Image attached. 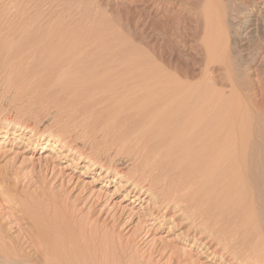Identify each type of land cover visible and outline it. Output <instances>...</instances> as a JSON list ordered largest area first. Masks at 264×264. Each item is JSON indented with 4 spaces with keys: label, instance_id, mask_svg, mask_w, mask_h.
I'll list each match as a JSON object with an SVG mask.
<instances>
[{
    "label": "rangeland",
    "instance_id": "374dc122",
    "mask_svg": "<svg viewBox=\"0 0 264 264\" xmlns=\"http://www.w3.org/2000/svg\"><path fill=\"white\" fill-rule=\"evenodd\" d=\"M255 2L249 18L253 27L247 26L253 34L240 40L233 31L226 38L225 32L218 46L224 45L230 62L224 58L211 64L205 0H0V264L4 257L36 258L41 264H264V246L256 244L261 238L264 244V237L258 238L264 230V223L258 227L264 219V191H257L263 203L234 209L237 214L226 206L235 214L228 208L219 222L208 209L215 202L206 199L208 206L203 200L209 174L205 153L198 161L196 150L183 157L177 150L171 160L150 153L163 140L148 149L150 137H122L147 126L143 120L149 112L140 107L141 118L140 109L133 110L135 100L145 95L136 82L142 73L153 77L157 69L161 75L154 77L165 74L168 79L160 81L171 82L172 90L190 91L193 106L205 102L217 116L221 105L224 118H238L233 122L240 127L252 121L254 137L263 139L264 0ZM243 18L238 20L242 26ZM212 116L207 118L213 123ZM229 119L223 128L237 125ZM155 123L150 124L154 131L160 129ZM235 126L224 131L233 135L225 139L228 157L234 152ZM21 127L31 131L19 133ZM165 132L168 137L170 131ZM166 135L168 140L174 133ZM57 137L67 145L57 143ZM173 154L175 160L192 158L179 167ZM233 160L225 161L226 167ZM109 161L142 186L152 184L150 195L141 189L133 193L134 185L106 171L102 165ZM230 171L225 170L224 183L233 176ZM231 184L228 177L229 195ZM193 192L202 199L198 195L194 201ZM194 203L208 207L197 210ZM246 207L259 213L251 221L260 232L245 217Z\"/></svg>",
    "mask_w": 264,
    "mask_h": 264
},
{
    "label": "bare ground",
    "instance_id": "6f19581e",
    "mask_svg": "<svg viewBox=\"0 0 264 264\" xmlns=\"http://www.w3.org/2000/svg\"><path fill=\"white\" fill-rule=\"evenodd\" d=\"M223 1H225V0H205V6L207 5V7H206V12H205L204 16H205V21H206L207 25L211 29V35H209L210 36L209 41H211L212 43H210L209 41H207V42L212 44V47L215 48V49H213L211 46H210V48H212L213 50L208 48L209 47L208 46L209 43L207 44L208 47H206V48H208L210 50L209 52H210L211 56L209 57L208 60H209V62L211 64L216 63L218 60H220V59L222 60L224 58H226V60H228L227 62H230L229 58H227L228 55L226 56V54H228V53H226V48L224 47V45L221 47L222 49L220 48V46H218V45L222 44V42L220 40H222V38L224 37V33L225 32H226L225 36L227 35L228 31L229 32L230 31L235 32V35H236L237 39H240V40L246 38L252 32L251 30H249V28H247V26H252L251 22L253 20H249V18H252L253 15H254V14H252L253 12H251V11L254 8V4L256 3L255 2L256 0L254 2H253V0H249V1L245 0L246 2L243 1V0H226L227 2H223ZM225 3H227V4L224 5ZM246 11L249 12V16H247V17H246V13H245ZM258 13H260V12H258ZM242 15H244L245 19H246L245 20L243 18L245 20V21L243 20L244 21L243 22V26L241 25L242 23H240L238 21V20H240V17ZM256 16H257V14H256ZM257 17H255V18H257ZM252 27H251V29H252ZM242 28H246L247 31L244 32ZM223 29H225V31H223ZM239 29H241L242 31L240 32ZM251 34H253V33H251ZM255 34H257V33H255ZM228 35H230V34H228ZM227 36H226V38H227ZM230 37H228V39H226V40H230L229 39ZM205 41H206V39H205ZM219 41L221 42V44L219 43ZM226 42H229V41H226ZM226 42H225V44H226ZM241 43H243V41ZM205 44H206V42H205ZM217 46L220 48V50H219V48ZM211 50L213 51V54H211ZM216 51H219V52L216 53ZM123 60H125V59H123ZM123 60H120L121 62L119 60H118V62L115 61V62L118 63V64L116 63L117 66L121 63V68H122V66H124L125 64L128 63V62H126V60L123 62ZM103 61H104V59H103ZM122 62L125 63V64H123ZM113 64H115V63H113ZM230 65H231L230 63L226 64L228 69H229ZM119 68L120 67H116L117 70ZM119 70L122 71L123 69H119ZM230 71L231 70H229V72ZM152 72H153V70H152ZM152 72H150V75H151ZM155 72L160 74L157 69L155 70ZM155 72L152 74L153 77L149 76L148 75L149 73L147 74V72L146 73H142L145 77L142 76V74H141L142 77L140 78L139 81L143 82L145 85L143 83L141 85L140 84L141 82L139 83V81H138V83L136 82V87L138 86L137 88H142V89H138V90H140L141 92H144L143 95L144 94L145 95H144L143 98L142 97L140 98L143 101H141L138 98L137 101L135 100V102H137L136 103L137 105L135 103L133 104V106H134L133 110H135V107L137 106L136 109H140V107H142V108H144V110H147L149 112V116L148 115L147 116L144 115L146 118H145V120L142 119L143 122L148 120L149 123L146 122L147 123L146 127L141 126V127H143L141 130H135L134 129L135 130L134 131L132 129L133 130V134H131L130 132H128L126 134L123 133L124 134V135L122 134L123 139L133 138V137H136V136H138V137L139 136L140 137H142V136L150 137V140L148 139V142H147L148 145L146 144L147 147L150 146V147H148V149H150L152 143L158 142L160 144L159 141L167 140V139H165V135L167 134V132H165V131L168 130V131H170L169 134L174 133V135H170V137L173 136V138L172 139L169 138L170 140L168 139L167 141H165L166 143L169 141L167 144L163 143V141H162L163 145L161 144L160 147L156 146V145H158V143H156V144L154 143L156 148H153V150L151 149L150 153H152L154 155H157V156L159 154H161L162 157L169 156L170 158L169 157L168 158L172 160L171 153H176V151L179 150L180 153L178 151L177 152V153H179L178 155L181 156L182 154L187 153L190 156V154H191L190 151L192 149V151L196 150L198 152V155L196 154L197 153L196 151L194 152L197 155V158H198L197 160L198 161H200V159L198 157L199 153L200 154L201 153L202 154L205 153L206 159L208 161L205 160V162L207 161V163L205 165H203V166H205V169H206L205 171L209 172V174L208 175L205 174L206 175V176H204L205 179L203 177L202 178L204 180H206L207 184L203 183V181H202L201 182V183H203L202 187L200 186L201 185L200 183H199L200 185H198V186L200 187L199 189H201V188H203V185L205 186V184H206V186L203 188V190L205 189V191H206L205 192L206 198H205V196H203L205 198V199L203 198V200H205V202H206V199H208L207 200L208 203H211V202H213V203L215 202V203L213 204V206H209L207 204V202L205 203L203 200L201 202H204L205 204H207L209 206L208 207L204 203H202V205L204 204V206H206L204 208H207V207H208V209L211 208L210 213L211 212H215V214H217L218 220H219V218H222L221 217V213L223 214L222 211H224V210L227 211L229 207L230 208L232 207L233 210L234 209L237 210V209H239V207H242V206H245V205H248V204H252L253 205L256 202L257 203H259V202L263 203L262 199L264 198V196L261 195V193H260V197L258 199L259 195L257 194V191L258 192H260V190L264 191V143H262V141H264L263 140L264 139L263 134L261 133V136L263 137V139L259 138L260 137L259 136L258 138H259L260 142H258L259 141L258 138L256 139L257 136L254 137L255 133H254L253 130H255V128L254 129L252 128V127H254V126H252L253 125V123H251L252 121H250V122L244 121L245 125H242L240 127L238 125L239 124L238 121H237L238 124L236 122H233V121H236L238 118L236 120H233V121L231 120V122H230V119L227 116L228 119H229L230 124L231 123L232 124H234V123L237 124L236 126L235 125H231V126H235V128H236L235 131H233L231 129L232 130L231 133L233 132L235 134V136H236V141H234L235 139L232 138V139H234L233 140L234 144H233L232 148L234 149L235 153L233 152L234 154L232 153V156L228 157L229 154L227 155L226 153H224V149L226 151L228 149L231 150V148H228V149L225 148V145L230 141L229 139L233 135L232 134L230 135V133H229V136H230L229 137L228 134H227L228 132L226 133L227 135H225V132H224L225 128L227 129L229 126L223 128V126H224L223 125V120L225 119V122H226L225 125H228L227 124L228 121H226L228 119H227V117L224 118V116L222 115V113H223L222 110H224V109H221L222 113L220 112L221 105H219V110H218L219 111V115H217V116H216V113L214 111L215 109L213 110V107H212V109H211V107L209 109V106H208L207 108L210 110V111H208L206 106H204L205 102L204 103H202V102L200 103V101H198L197 103L198 104L200 103V105H198V104L196 105L195 104L196 106H193L194 102H193V104H191L192 102L190 101V98H191V94L190 93H189L190 96L188 97V92H190V91H188V92L184 91V93L186 94V95H184V93L183 94L181 93V92H183V90L179 91V89H177L179 87L176 88L177 90L176 89L172 90L171 88L174 85L172 87L169 86V85H172V84H170L171 82L169 83V85L168 84L165 85L166 84L165 82H167L168 80L160 81V80H163L166 77V75L163 74L165 77L163 76V79L160 78V80H158L159 76L161 74L159 76L157 75L158 77L156 78V77H154L156 75ZM121 73H123V72H121ZM111 74H114V71L112 73H110V75ZM146 74H147L148 77H146ZM125 75H127V74L125 73ZM119 76L121 77L122 75L120 74ZM131 76H132V74H131ZM138 76H140V73H139ZM138 76L135 75V77H132L133 79L134 78L136 79L134 81H137V79H139V78H136ZM129 77L130 76H128V78ZM123 78L127 79V77H125V76H123ZM166 79H168V78L166 77ZM169 79H171V78H169ZM110 80H112V79H110ZM118 80H119V82H121L122 78H119V79L117 78V81ZM123 81H122V83L125 84V82H123ZM162 82H164L165 84L162 83ZM122 83H119V84H122ZM130 83H131V80H130ZM139 85H141V86L139 87ZM131 88L135 89V86H133ZM122 89L126 90L124 85H123ZM128 90L130 92V89H128ZM133 91L130 94L133 95ZM141 92H140V94H142ZM191 92H193V91H191ZM196 92L198 93V91H196ZM134 93H138L139 94V91H137L135 89ZM197 93H196V95H197ZM183 95L187 96V99L185 97H183ZM140 96H142V95H140ZM192 96H194V94ZM134 97H135V95H134ZM138 100H140L141 102L139 101L140 102L139 103ZM131 106H132V104H131ZM215 106H217V105H215ZM226 106H228V105H226ZM215 108L217 109V107H215ZM221 108H223V107H221ZM144 110L143 111L141 109L139 110L140 113H137V115H139L138 117L141 116L140 115L141 111L144 112ZM212 110L214 112L211 113ZM136 112H138V110H136ZM143 114H145V112ZM209 114H210V116L212 118H213L212 115L217 117V118L214 117V119H217V120H214L213 123L209 122L210 120L213 121V119H209V121H208ZM225 114H227V113H225ZM142 116H141V118H144ZM139 120H140V118H139ZM155 122H157V123H155ZM146 123L144 122L145 125H146ZM153 123L156 124L157 129L160 128V129H158L159 131L156 130L158 132L157 134L151 132V131H154L153 127H151V129H150V126L153 125ZM248 123H249V126H248ZM107 124H109V122L106 123V125ZM148 124H149V126H148ZM155 124H154V126H155ZM250 124H251L252 127L250 126ZM139 125H140V123H139ZM161 125H162V127H161ZM135 126H137V123L135 124ZM135 126L134 127L132 126V127L135 128ZM137 127H139V126H137ZM148 127H149V129H148ZM21 128H22L21 130L19 129L20 130L19 133H23L22 130L24 128L23 127H21ZM152 128H153V130H152ZM229 128H228V130H229ZM231 128H234V127H231ZM26 130L31 131V128L27 127V128L24 129V131H26ZM156 131H154V132H156ZM169 134H168V137H169ZM226 136H228L229 138H225ZM163 137H164L165 140L163 139ZM166 137H167V135H166ZM225 139H228L229 141L225 140ZM56 140H57L56 141L57 143L61 142V144H64V146L67 145V143L64 142L63 137H57ZM226 141H227V143L225 144ZM201 143H203V144L201 145ZM261 143L263 144L262 146L260 145ZM164 144H166V145H164ZM258 145H259V147L260 146L261 147L258 148L257 147ZM155 146L153 145V147H155ZM226 147H229V146H226ZM78 149L77 148H73L72 150L76 154H78L80 157H84L86 153H84V152H82L81 150H78ZM151 151H153V152H151ZM188 151H189V153H188ZM174 155L175 154H173V156ZM188 155H186V156H188ZM91 156H90V158H91ZM204 156H202L203 157V160H201L202 162L204 161ZM182 157H183V155H182ZM185 157L182 158V159H181V157L180 158L178 157L179 163H177L175 161H178V159L176 158L177 160H175V156H174L173 157V160H175L174 163H176L179 167H182L184 164L186 165V163L188 162L187 160L192 158V157H190V158L187 157L188 159L185 158ZM202 157H201V159H202ZM233 157H234L233 162L232 161L230 162L232 165H233V163H235L234 169L231 170L233 176L230 178L231 174L228 172V174H230V176L228 175V177H229V180L231 181V183H233V185L231 184L230 186L234 190V191H232L231 187H230L229 190H231V191H229V192L230 193L233 192L234 194L232 193V195H229L228 194V190L226 191V188H225V183L227 185L228 177H227V180L224 183V178L226 177L224 175V172L227 169L230 171V169H231L230 167L232 165L229 166V167H226V164L229 163V161L232 160ZM168 158L166 157V159H168ZM96 159H92L91 158L90 160H91L92 163H95ZM210 159H212V160H210ZM99 161H100V159H99ZM193 161H194V158H193ZM225 161L226 162L228 161V162L226 163ZM102 162H104V160ZM194 162H192V163H194ZM148 163H149V160H148ZM180 164H181V166H180ZM102 166L105 167L106 171L111 172V171L114 170V173H115V175L118 178H122V179L126 180L129 184L134 185L133 186V190H134L133 193L136 190H140V189H141V193H143V194L148 193L150 195V193L152 192V186H153L152 184H151V187H149V188H148V185H143L142 186V184H140L139 182L135 181V177L127 175L125 170H123V169H121L119 167L113 168V166L111 165V161H109L107 163H104ZM205 171H204V173H205ZM228 184H229V182H228ZM207 186H210V190L208 188H206ZM227 186H228L227 188H229V185H227ZM201 191H202V189H201ZM193 194H194L193 195V200L196 201V199L198 200V195H200L199 197H201V199H202V195L204 193L202 191L201 192L202 195L199 194L198 192H195V193L193 192ZM262 196H263V198H262ZM191 198H192V195H191ZM209 199L211 200L210 202H209ZM193 200H192V202H193ZM167 202H169V201H167ZM197 202H199V201H197ZM197 202H196L197 205L201 203V202L200 203H197ZM196 204L194 203L195 206H196ZM202 205L199 206V207L203 208ZM226 206H229V207H226ZM199 207L197 208V206H196V209L199 210ZM225 208H227V209H225ZM230 208H229L228 212H230V210L232 211V209H230ZM208 209L207 210L205 209V210L208 212ZM249 209H248L249 211L248 210L244 211V212H246L245 217H246V215L248 216V217H246L247 219H249L248 221L256 220L258 218V217H256L257 216L256 215L257 211L255 209H251V208H249ZM201 210H203V209H201ZM236 210H234V211L237 214ZM234 211H232V212L234 213ZM247 211H248V213H247ZM244 212H242L240 214H243ZM233 213H230V214H233ZM211 214H207L208 216L207 215L206 216L209 217V215L211 216ZM257 214H259V213H257ZM212 216H214V215L212 214ZM216 217H212V218L217 219ZM246 218H244V219L247 220ZM220 220L222 221V219H220ZM220 220H219V222H220ZM245 220H243L242 223H244V226L246 227L248 225H247V222ZM261 220H262V218L259 221H261ZM215 221H217V220H215ZM253 221H251V223L256 229L257 226L254 225L255 222L253 223ZM259 221H258V223H259ZM263 221H264V219H263ZM263 221H261L262 223L260 222L258 224V227H260L264 223ZM245 222H246V225H245ZM216 223H218V221ZM263 226H264V224H263ZM249 227L252 228L251 225L248 226V228ZM259 230H260V228H259ZM255 231L256 232H260V231H258V229H256ZM263 231L260 233L261 235L258 238H261V236L264 237V235L262 234V233H264ZM256 238L257 237H254L253 240H256ZM261 239L256 240L257 241L256 244L257 245L260 244L259 246L260 247L262 246V248H263L264 244L262 245L260 243ZM256 241H254V242H256ZM258 241H259V244H258ZM261 249L260 250L258 249V252L264 250V248L262 250ZM257 255H254V256L257 258ZM258 257H259V255H258ZM2 259H3V260H1L2 264H41L39 260H36V258L35 259L32 258L33 260L28 258L27 260H24V261L14 260V259L7 258V257H4ZM257 259H259V258H257ZM44 264H48V262L45 261Z\"/></svg>",
    "mask_w": 264,
    "mask_h": 264
}]
</instances>
